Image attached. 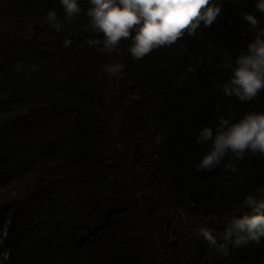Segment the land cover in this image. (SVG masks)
Masks as SVG:
<instances>
[{
    "label": "trees",
    "instance_id": "trees-1",
    "mask_svg": "<svg viewBox=\"0 0 264 264\" xmlns=\"http://www.w3.org/2000/svg\"><path fill=\"white\" fill-rule=\"evenodd\" d=\"M213 2L210 27L136 60L131 40L110 56L88 45L103 39L88 0L72 24L60 0H0V264H264V238L225 258L195 231L219 242L249 194L264 199V156L196 171L211 146L199 131L264 112V91L242 102L222 88L255 40L243 14L264 29V13ZM53 9L61 32L44 22Z\"/></svg>",
    "mask_w": 264,
    "mask_h": 264
},
{
    "label": "clouds",
    "instance_id": "clouds-1",
    "mask_svg": "<svg viewBox=\"0 0 264 264\" xmlns=\"http://www.w3.org/2000/svg\"><path fill=\"white\" fill-rule=\"evenodd\" d=\"M88 2L90 7L86 15L90 26L103 36L102 40H88V45H102L100 50L110 56L121 41L131 40L129 52L136 60L143 59L154 49L170 47L186 34L194 36L201 23L205 28L210 27L221 12V7L213 0ZM60 4L64 19L68 24H72L82 11L78 0H60ZM255 10L264 13V0H256ZM242 18L250 23L255 40L247 46L248 52L242 53L235 60L232 77L222 88L226 97H236L245 102L257 99L260 92L264 91V29L259 27V21L254 15L245 13ZM44 22L56 32H61L65 27L54 9L46 13ZM71 43L67 38L64 40L65 47ZM191 70L190 68L189 71ZM121 71L120 64L102 66V72L110 77ZM233 116L234 113L230 111L228 118L219 117L215 130L205 127L199 131L196 142L207 145L211 141V146L196 165V171L216 169L229 153L231 159L224 163V168L232 172L238 171L232 161L243 159L246 153L264 156V112H250L235 123L232 122ZM162 139L163 137L158 135L156 143L159 144ZM243 204L250 211L242 215L233 214L220 234L219 242L212 229L200 226L195 230L198 237L225 258L230 255L229 245L238 248L252 242L259 244L264 238V199L249 194ZM0 256L9 258L8 253H0Z\"/></svg>",
    "mask_w": 264,
    "mask_h": 264
},
{
    "label": "rangeland",
    "instance_id": "rangeland-1",
    "mask_svg": "<svg viewBox=\"0 0 264 264\" xmlns=\"http://www.w3.org/2000/svg\"><path fill=\"white\" fill-rule=\"evenodd\" d=\"M6 24H8V23H6ZM0 25H1V17H0Z\"/></svg>",
    "mask_w": 264,
    "mask_h": 264
}]
</instances>
